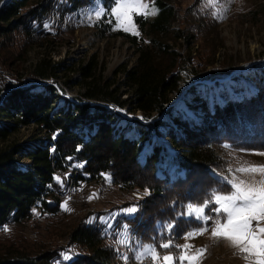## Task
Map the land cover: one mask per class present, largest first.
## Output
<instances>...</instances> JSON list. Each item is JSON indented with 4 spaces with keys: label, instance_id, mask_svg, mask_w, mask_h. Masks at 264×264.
Returning <instances> with one entry per match:
<instances>
[{
    "label": "trees",
    "instance_id": "obj_1",
    "mask_svg": "<svg viewBox=\"0 0 264 264\" xmlns=\"http://www.w3.org/2000/svg\"><path fill=\"white\" fill-rule=\"evenodd\" d=\"M153 4L157 8L153 19L133 15L138 34L124 30L111 33L129 44L135 56L132 66L122 68L123 80L116 88L110 89L107 82L99 84L95 56L80 67L79 73L85 81V99L101 96L119 107L128 104L131 110L145 116L165 112L172 119L174 127L172 123L166 124L164 134L177 150L171 157L174 175L157 166L158 147L141 154L147 139L146 126L139 124L138 139H130L126 135L131 125L121 130L122 135L113 133L112 115L104 108L71 103L53 112L58 96L52 86L42 87V94L16 87L23 84L22 80L0 82L1 91L10 88L0 104V121H6L0 124V143L31 122L48 136L44 144H1L0 232L12 222L28 220L32 206L42 208L46 217L56 212L63 214L53 190L60 184L57 173L69 169L78 171L81 182L102 178L108 184L138 190L145 196L142 202H126L113 209L84 214L69 233L66 245L35 251L17 241L7 247L0 245V264H126L123 255L128 254L123 246L129 237L131 258L134 247L145 245L156 247L161 257L154 259L158 263L166 254L178 257L191 238L186 239L189 232L212 225L211 220L204 224L189 215L187 206L211 201L214 190L221 194L230 190L224 177H229L231 151L264 153V62L256 64L244 78L248 94L237 99L221 95V103L196 93L190 106L192 111H199L198 118L181 119L168 106L170 96L179 89V72L184 65L192 62V71L201 78L202 71L213 64V56L198 60L191 57L190 50L215 22L201 10L198 0L186 8H182L180 0H153ZM115 6L114 0H8L0 10V38L5 42L0 44L1 63L5 67L13 63L12 53L3 44H12L16 30L23 32L27 42L34 43L52 34L67 33L73 19L103 9V14L92 23L104 34L116 24L110 11ZM184 46L188 47L186 54H182ZM199 63L203 64L202 70L198 69ZM61 66L43 59L35 66L34 74L48 79ZM120 88L129 92L130 98L120 100ZM74 125L95 128L83 137L84 132L73 133ZM20 157L29 160L28 168L19 167ZM136 204L138 212L133 217L125 216L124 210ZM213 206L210 203L206 209L212 217L216 215L211 210ZM114 210H122V214L110 217ZM120 240L125 242L118 243ZM166 242L173 247H158ZM62 253L71 255V259L64 260Z\"/></svg>",
    "mask_w": 264,
    "mask_h": 264
},
{
    "label": "rangeland",
    "instance_id": "obj_2",
    "mask_svg": "<svg viewBox=\"0 0 264 264\" xmlns=\"http://www.w3.org/2000/svg\"><path fill=\"white\" fill-rule=\"evenodd\" d=\"M4 1L7 3V0H0V10L6 4ZM196 1L180 0L182 8H186ZM198 1H200L201 10L209 13L215 23L211 30H206L205 34H201L202 36L194 43L190 50L191 57L202 59L213 56L214 62L202 71L201 78L192 71V62L184 65V69L179 72V89L170 96L171 100L168 106L172 108L174 115L187 120L198 118L199 111L195 109V112H192L190 106L194 94L200 93L211 102L217 100L221 103L223 102L221 95L240 98L241 94L249 93V86L244 78L253 71L256 64L264 62V0H216L212 6L208 5L207 0ZM30 3L32 5V2ZM143 4L146 6L145 8L131 14L130 24L116 23L110 32L104 34L92 23L97 19L96 13L81 14L70 22L67 33H62L59 36L52 34L46 39L42 38L41 41L38 40L34 43L27 42L23 32L20 29L16 30L12 33V44H3L12 53L13 63L11 66L5 67L0 60V82L12 80L21 82L22 80L23 84H18L16 87L28 88L31 92L41 91L40 93L43 94L45 90H41V88L45 85L37 84L39 78L34 74V68L40 60L45 59L51 65H62L56 75L48 78L49 82L46 84L52 86L54 94L58 96L53 112L65 109L71 103H88L91 106L104 108L103 104L112 101L103 100L101 96L98 99L83 98L85 81H83L79 69L86 65L92 56H95L98 63L95 76L98 78L99 84L110 83V89L118 86L123 80L122 68L132 66L135 56L129 44L124 42L121 37L112 36L111 33L116 30H124L125 27L129 28L127 32L135 33L136 26L132 20L134 14L146 15L149 19H153L157 14L153 0H143ZM153 12L155 14H151ZM3 40L4 38L1 37L0 44L5 43ZM1 47L2 45H0V55ZM181 50L182 54H186L188 47L184 46ZM202 65L199 63L198 69L202 70ZM211 70L213 73H208ZM223 71L228 73L222 74ZM7 74L12 76L7 77ZM9 89L0 90V104L4 99L5 92ZM123 90L120 88L117 92L119 99L130 98L131 94ZM114 104L116 105V103ZM116 108L118 111L104 108L108 114L112 115L113 122L110 125L112 132L122 135L121 130H125L126 127H129L128 125H131L126 136L130 139H138V125L146 126L147 139L143 144L141 154L144 156L154 146L158 147L157 166L169 171L170 175H174L175 163L171 157L177 150L171 146L164 134L165 125L172 123V119L166 117L165 112L145 116L139 111L131 110L128 104L123 107L117 105ZM189 112L193 114H188ZM157 121L163 123L160 124ZM3 122H6L5 119H2L0 124ZM79 126H73L74 134L84 132L83 137H85L86 133L94 132L92 129L95 128V125L91 130L82 125ZM171 127H174L173 123ZM30 142L37 144L48 142L46 132L39 130V127L32 122L10 134L6 142H1L0 146L1 144L27 145ZM142 155L140 159L143 158ZM230 155L229 178H235L237 183L244 180L248 185L261 186L259 182L264 181V175L260 172H237L236 169L264 165V155L241 151H231ZM29 164L28 159L20 157L19 167L21 169L28 168ZM69 173L70 171L65 174ZM57 175L61 178L63 173H57ZM76 186V192H72L71 195L63 199L57 198L64 210L63 214L60 215L56 212L53 216L46 217L42 208L39 216L32 217L28 214V220L20 219L12 222L0 232V245L7 247L17 241L21 246H27L34 251L41 247L53 248L58 245H66L69 233L84 214L113 209L126 202H142L145 198L144 194L138 190H126L111 184L108 189H105L96 180L81 182L79 175ZM132 207H135L137 211L131 214L124 211L125 216L133 217L138 212V204ZM119 214H122V210H114L110 217L115 218ZM212 226L207 227L208 231L203 234L198 233L187 241L189 248L187 247L178 256L181 258L179 264H188V261L183 260L182 257L186 252L189 256L196 255L198 249H203V251L196 264H254V258L245 259L247 254L241 253L227 240L213 238L211 235ZM129 240L131 243V237L128 238L126 244H129ZM146 246L133 248L132 261L134 264H142L146 256L152 255L145 250ZM166 255L172 256L171 254ZM123 260L124 263L130 264L128 255H123ZM159 263L166 264L163 259ZM171 264H176V262L173 261Z\"/></svg>",
    "mask_w": 264,
    "mask_h": 264
},
{
    "label": "snow or ice",
    "instance_id": "obj_3",
    "mask_svg": "<svg viewBox=\"0 0 264 264\" xmlns=\"http://www.w3.org/2000/svg\"><path fill=\"white\" fill-rule=\"evenodd\" d=\"M114 3L116 7L110 11L115 16L116 23L130 24L131 14L140 12L141 9L146 7L143 4V0H114ZM207 3L212 6L216 3V0H207ZM103 11V9L98 10L96 15L98 17L101 16ZM45 27H48V25H45ZM124 30L128 31L129 28L125 27ZM259 155H264V153H259ZM236 171H258L264 175V165L250 166L249 168L241 167L236 169ZM56 180L62 183L59 177H56ZM224 180L230 186V190L226 194H221L214 190L211 201H205L202 205L189 204L187 206L190 210L188 214L194 215L196 219L204 224L211 220L213 225L211 227V235L213 238L227 240L231 246L237 248L241 253L247 254L245 259L252 257L254 258V264H264V181H260L261 186L257 187L248 185L244 180H240L237 183L235 178L224 177ZM210 203L214 205L211 208L216 214L214 217L209 216L206 212ZM124 211L131 214L136 212L137 209L132 207ZM208 230L207 227L196 229L193 232H189L186 239L197 232L203 234ZM126 233L127 229H125ZM124 242V240L118 241V243ZM158 247L169 249L173 245L166 242ZM184 247L187 248L189 246L185 245ZM145 250L152 254L153 259L161 258L155 246L148 245ZM202 251L203 249H198L196 255H185L182 259L187 260L188 264H196ZM62 256L64 260L71 259L69 254L62 253ZM162 259L166 264H171L173 261L179 264L181 258L166 255Z\"/></svg>",
    "mask_w": 264,
    "mask_h": 264
},
{
    "label": "bare ground",
    "instance_id": "obj_4",
    "mask_svg": "<svg viewBox=\"0 0 264 264\" xmlns=\"http://www.w3.org/2000/svg\"><path fill=\"white\" fill-rule=\"evenodd\" d=\"M4 3H5V1H4ZM8 76H12V75L11 74H7V77ZM48 82L49 81H43V82L40 81V84L46 85ZM102 107H104L106 109H109V110H115V111L117 110L118 111V109H114L117 106L115 104H113V103L103 104ZM192 112H189L188 114H191ZM194 112H195V110H194ZM78 129H80V128L78 127ZM65 173L66 172H64L62 177H61V181H62L61 184H63V186H66L67 190H69L70 192H76V190H77L76 184L78 182L79 173L77 171H73V172L70 171V173L68 175L65 174ZM101 185H103L105 187V189L109 188V185L108 186H106V184H101ZM53 195L56 198H60L61 197L60 193H53ZM31 208L29 209V212H30ZM40 214H41V208H38V207L35 206V216H39ZM32 217H34V216H32ZM123 250H124L125 253H127L129 255L130 264H134V262L132 261V258H131V244H130V240H129V244H125L123 246ZM153 261H155V260L152 259L150 256H146L143 259V264H153Z\"/></svg>",
    "mask_w": 264,
    "mask_h": 264
},
{
    "label": "built area",
    "instance_id": "obj_5",
    "mask_svg": "<svg viewBox=\"0 0 264 264\" xmlns=\"http://www.w3.org/2000/svg\"><path fill=\"white\" fill-rule=\"evenodd\" d=\"M38 81H41L38 79ZM45 81H49L48 79H45ZM110 106V105H109ZM111 107V106H110ZM117 109V108H114ZM69 171H75V170H71L69 169L67 172ZM78 172V171H77ZM62 177V176H61ZM60 178V177H59ZM61 179V178H60ZM96 181L100 184H106V186H108L109 184L107 182H105L102 178H98L96 179ZM53 193H60L61 194V199L68 197L69 195H71L72 192H70L69 190H67L66 186H63V184H59L58 187H56L53 190ZM74 193V192H73ZM30 216H34L35 217V206H32L30 212H29ZM188 252L185 253V255H187ZM200 255V254H199ZM189 256V255H188ZM153 264H159L157 261H153Z\"/></svg>",
    "mask_w": 264,
    "mask_h": 264
},
{
    "label": "water",
    "instance_id": "obj_6",
    "mask_svg": "<svg viewBox=\"0 0 264 264\" xmlns=\"http://www.w3.org/2000/svg\"><path fill=\"white\" fill-rule=\"evenodd\" d=\"M39 80H41V82L45 81V79H40V78H39ZM37 84H40V81H38Z\"/></svg>",
    "mask_w": 264,
    "mask_h": 264
},
{
    "label": "crops",
    "instance_id": "obj_7",
    "mask_svg": "<svg viewBox=\"0 0 264 264\" xmlns=\"http://www.w3.org/2000/svg\"><path fill=\"white\" fill-rule=\"evenodd\" d=\"M196 235V234H195ZM194 236V235H193ZM193 236H191V237H193Z\"/></svg>",
    "mask_w": 264,
    "mask_h": 264
}]
</instances>
